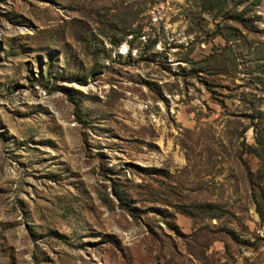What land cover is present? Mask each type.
I'll use <instances>...</instances> for the list:
<instances>
[{"label":"rangeland","instance_id":"obj_1","mask_svg":"<svg viewBox=\"0 0 264 264\" xmlns=\"http://www.w3.org/2000/svg\"><path fill=\"white\" fill-rule=\"evenodd\" d=\"M249 1L0 0V264H264Z\"/></svg>","mask_w":264,"mask_h":264},{"label":"trees","instance_id":"obj_2","mask_svg":"<svg viewBox=\"0 0 264 264\" xmlns=\"http://www.w3.org/2000/svg\"><path fill=\"white\" fill-rule=\"evenodd\" d=\"M228 0H200V3L203 5V8H206L207 10L215 9V11H222L225 10L223 9L224 6ZM257 2V0H250L248 4H244L243 7L238 10V11H232L227 14H229L230 18L233 20L237 21L240 23V25L245 28V29H252L250 28V24H253L257 18L255 17L254 13V4ZM250 10L252 12H250ZM249 12V13H248ZM226 13V11H224ZM260 114L262 113L264 115V112H259ZM248 150H250L253 154H255L259 159L261 158V154L257 149L253 146L248 145ZM137 167L136 169H139L142 171L143 176H147L149 172H151L150 167ZM109 178V177H108ZM126 183L123 182H118L116 179H110L109 178V190L112 196L116 200V205L123 209L129 216L132 218H138L141 216V211L140 208H138L136 205L133 204V201L130 200L128 194H127V185ZM132 187V185H130ZM149 229L153 230L151 225H147Z\"/></svg>","mask_w":264,"mask_h":264}]
</instances>
